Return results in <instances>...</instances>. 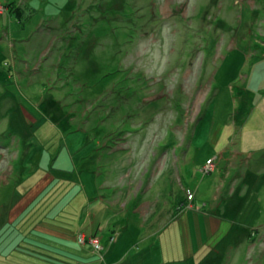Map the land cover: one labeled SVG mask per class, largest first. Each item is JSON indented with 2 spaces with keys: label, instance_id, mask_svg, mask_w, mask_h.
I'll use <instances>...</instances> for the list:
<instances>
[{
  "label": "rangeland",
  "instance_id": "1",
  "mask_svg": "<svg viewBox=\"0 0 264 264\" xmlns=\"http://www.w3.org/2000/svg\"><path fill=\"white\" fill-rule=\"evenodd\" d=\"M0 264H264V0H0Z\"/></svg>",
  "mask_w": 264,
  "mask_h": 264
},
{
  "label": "trees",
  "instance_id": "2",
  "mask_svg": "<svg viewBox=\"0 0 264 264\" xmlns=\"http://www.w3.org/2000/svg\"><path fill=\"white\" fill-rule=\"evenodd\" d=\"M14 11L16 12V15L19 17V16H20V13H19L18 8H16ZM19 19H20V18H19Z\"/></svg>",
  "mask_w": 264,
  "mask_h": 264
}]
</instances>
